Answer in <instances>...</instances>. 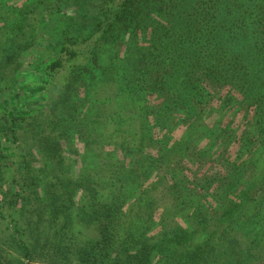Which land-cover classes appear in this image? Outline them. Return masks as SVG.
<instances>
[{
	"label": "trees",
	"instance_id": "trees-1",
	"mask_svg": "<svg viewBox=\"0 0 264 264\" xmlns=\"http://www.w3.org/2000/svg\"><path fill=\"white\" fill-rule=\"evenodd\" d=\"M4 82L0 264H264V0H0Z\"/></svg>",
	"mask_w": 264,
	"mask_h": 264
},
{
	"label": "rangeland",
	"instance_id": "rangeland-1",
	"mask_svg": "<svg viewBox=\"0 0 264 264\" xmlns=\"http://www.w3.org/2000/svg\"><path fill=\"white\" fill-rule=\"evenodd\" d=\"M239 31L240 30H238V32ZM48 53H49V51L47 52V54ZM122 56H124V54H122ZM121 58L123 59V57H121ZM76 71L80 72V71H83V70H76ZM6 72L7 73L4 76L5 81L6 80L7 81H13L14 80V75L12 74L11 70L7 69ZM87 73H89V72H87ZM87 73H82L81 77L88 84L90 82L89 80L91 79V77ZM94 73H96V72H94ZM92 76H93V74H92ZM11 77H12V80H11ZM4 84H5V82L4 83H0V96H1L2 90H3L2 86ZM78 85H80V84H78ZM78 90L79 89H75L74 91H72L71 100L70 101H78L80 98H82L84 103L86 104V102L87 103L89 102L88 100H92L93 99L92 94H91L92 87L87 86V88H85V92L83 93V95H79V91ZM80 90L84 91L83 88H81ZM73 115H75L77 117L79 116L76 113H74ZM45 117H46V115H45ZM41 118L43 119L44 117L42 116ZM41 121H42L43 124L46 123L43 120H41ZM66 126H68V125H66ZM42 127H43L42 129H44V130L48 129V127L45 126V124L42 125ZM32 139H30L29 142H28L29 143V147H32V149L35 150V154L39 157L40 156L39 155L40 154L39 151H41V149L39 148V145H37L38 142H36L35 140L33 141ZM36 150H38V151H36ZM43 163H51V162L46 161V162H43ZM41 165H43L41 162H37V165H36L37 167L35 169V174L39 175V177L42 178V179H47V178L48 179H50V178L53 179L54 175H55L54 167H52L51 164H49V166L46 167L45 169H41ZM15 169H16L15 165H10V164H8V166H6V167H3V170H5V172L3 174V179L0 180V188L5 189L4 187L11 181L13 176L16 174L15 173ZM51 172H53V174ZM15 215L16 216L19 215V211L18 210H17ZM5 225H6V221L4 219L0 218V251L2 252V255L4 257H6V258L24 257V253L18 248L17 244L12 240L11 237L7 236L8 233L5 230ZM40 245H43V243H41ZM31 252H32V250H31ZM33 256H34V259L29 264H54L55 261L58 260V259L54 260L55 259V258L53 259L54 256L48 254L47 249L43 248V247H38L37 251H33ZM23 259H25V258H23ZM255 264H259V263L256 262Z\"/></svg>",
	"mask_w": 264,
	"mask_h": 264
}]
</instances>
